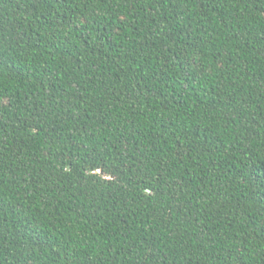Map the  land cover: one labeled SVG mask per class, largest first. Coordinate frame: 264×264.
Segmentation results:
<instances>
[{
    "label": "trees",
    "instance_id": "1",
    "mask_svg": "<svg viewBox=\"0 0 264 264\" xmlns=\"http://www.w3.org/2000/svg\"><path fill=\"white\" fill-rule=\"evenodd\" d=\"M0 264H264V0H0Z\"/></svg>",
    "mask_w": 264,
    "mask_h": 264
}]
</instances>
